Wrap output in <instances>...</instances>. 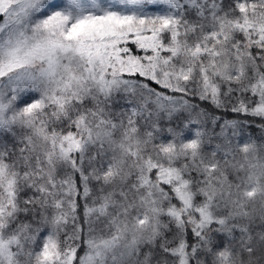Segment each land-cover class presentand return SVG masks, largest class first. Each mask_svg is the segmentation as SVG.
I'll use <instances>...</instances> for the list:
<instances>
[{
    "label": "snow or ice",
    "instance_id": "1",
    "mask_svg": "<svg viewBox=\"0 0 264 264\" xmlns=\"http://www.w3.org/2000/svg\"><path fill=\"white\" fill-rule=\"evenodd\" d=\"M0 264H264V0H0Z\"/></svg>",
    "mask_w": 264,
    "mask_h": 264
}]
</instances>
